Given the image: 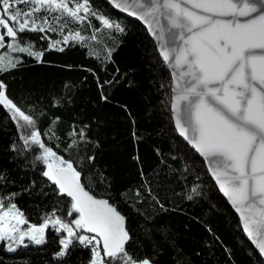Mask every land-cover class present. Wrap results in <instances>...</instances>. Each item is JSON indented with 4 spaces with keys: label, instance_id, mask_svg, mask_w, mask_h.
I'll return each mask as SVG.
<instances>
[{
    "label": "snow or ice",
    "instance_id": "6c2138e0",
    "mask_svg": "<svg viewBox=\"0 0 264 264\" xmlns=\"http://www.w3.org/2000/svg\"><path fill=\"white\" fill-rule=\"evenodd\" d=\"M113 6L138 18L153 40L145 55L159 72L160 79L153 82L161 97V115L167 117L156 135L171 131L175 139L179 133L205 162L206 173L201 175L210 179L197 175L188 192L181 189L185 199L198 206L218 186L239 214L237 228L242 226L262 257L256 264H264V0H0V73L22 67L27 58L45 62L46 49L28 35L38 32L48 49L63 52L80 44L102 68L110 62L116 65L111 78L96 76L102 100L108 101L111 89L121 84L135 87V67L122 71L115 61L129 29L125 21L113 18ZM85 23L90 32L79 26ZM102 31L112 43L93 50L90 42H99ZM63 87L57 93L43 85L30 86L20 99L0 78L3 129L8 130L9 122L15 127L13 138L0 146V246L13 254L0 264H31L29 250L46 253L48 258L40 257L44 264H180L175 252L182 251L181 232L190 229L192 221L205 222L186 209L179 211L188 219L175 224L158 218L177 210V194L160 193L180 170L163 159L159 146L154 147L159 163L150 168L137 150L133 159L141 180L135 199L126 196L128 189L94 194L91 176L107 175L97 166L103 148L99 128L94 130L79 114L66 131L61 128L65 117L57 110L71 111L76 102L73 82ZM128 112L131 116V109ZM131 119L135 126L136 118ZM149 135L138 126L132 132L137 142ZM187 152L177 141L172 155L185 161L184 172L196 164ZM14 170L39 173V178L33 175L18 183ZM25 193L42 197L35 204L41 222H33L19 205ZM125 204L135 206L138 219L133 220ZM206 227L223 249L224 264H239L211 223ZM50 229L57 241L52 250L46 247ZM205 243L207 253L198 249L195 255H204L205 264L209 258L219 264L217 243ZM84 250L88 255L81 258ZM188 264L196 262L189 257Z\"/></svg>",
    "mask_w": 264,
    "mask_h": 264
},
{
    "label": "trees",
    "instance_id": "16d2710c",
    "mask_svg": "<svg viewBox=\"0 0 264 264\" xmlns=\"http://www.w3.org/2000/svg\"><path fill=\"white\" fill-rule=\"evenodd\" d=\"M113 18H119L127 23L129 31L124 37V43L120 44L114 53L115 61L119 64L121 70H127L129 67H135L134 79L138 82L135 87H128L121 84L111 89L110 99L104 101L100 98V92L97 87L96 76L102 79L111 78L115 64L108 63L106 68L101 67L100 61L89 55L88 47L76 44L68 46L63 52L57 49H48L47 42L39 40L41 35L38 32L28 33L33 39L42 45L45 51V62H35L34 58H27L22 67L13 70L11 73H0V78H4L10 85V90L14 96L23 99L22 93L30 86L43 85L45 89H53L57 93H62L64 84L68 81L73 82L75 86V105H70L71 111L59 109L65 120L61 124L63 130H67L74 115L79 114L86 121H90L93 129L99 128L98 135L101 136L103 148L97 156L98 169H103L107 175L103 179L93 174L89 180L91 190L94 194L108 193L112 189L123 192L128 189L126 196L135 199L134 189L139 186L141 177L139 175L138 162L133 159L135 152L138 150L145 160V167L150 168L159 163V158L154 151L155 146H159L164 151L163 159L168 161L175 169L180 171L173 173L171 176L172 183L167 186V191L162 190L161 195L171 196L172 192L177 195L173 198L176 211L169 213H161L158 217L161 220H168L175 224L177 221L187 220L188 217L179 209H186L194 215L201 216L204 223L200 221H192V226L188 230H183L180 236L181 250L175 252V258L180 264H188L189 257L195 260L196 264H205L206 257L204 255L196 256V250L203 249L207 253L206 240L213 239L217 243L216 252L219 258V264H224L223 249L218 242L208 232L206 223H211L212 227L222 238L224 244L228 245L235 254L239 264H256L261 259L259 253L246 238L241 228H237L239 222L238 215L234 212L228 201L218 191V187H214L212 192L206 193L204 199L198 206H193L191 202L185 199L184 192H188L190 186L197 175L206 173V165L203 159L195 150L184 140L178 133H175V139L170 137L173 135L169 131L168 135H156L161 128V123L166 120V116H162L159 109L160 93L157 91V85L153 79H160L159 72L150 67L149 58L145 55L146 49L150 50L153 43L150 35L145 28L136 21L120 15L111 8ZM93 24L99 27V21L93 18ZM85 32L91 31V26L87 23L79 25ZM76 27V25H72ZM55 35V34H52ZM99 42H90V46L95 50H101L112 43V37L107 35L106 31L98 33ZM2 52V51H1ZM52 63H48V62ZM75 65L74 68H66L64 65ZM86 65L87 67H80ZM95 69V72L89 71ZM168 71L165 69V76ZM131 109V116L136 118V125L142 130L146 129L150 135L142 142L132 136L134 125L128 109ZM15 132L14 125L9 122L8 130L3 129V115L0 113V146L7 144L13 138ZM187 148L188 156L196 161L195 166L188 172L183 171L185 161L181 156L177 155L173 158L172 152L175 149L176 142ZM66 156L68 153H64ZM11 167V165H10ZM18 183L28 181L33 175L39 178V173L24 172L18 174L13 171ZM201 179L209 180L208 175H201ZM88 186V185H86ZM208 197H211L209 199ZM42 197L29 196L22 194L18 198L19 205L24 208L27 213H31L30 219L33 222H41L38 215V209L35 207ZM48 199V198H45ZM50 204V199H49ZM125 210L132 216L133 220L139 217L136 214L135 206L131 204L124 205ZM151 212L152 208L149 207ZM183 226L181 225V228ZM49 236L52 237L46 245L48 250H52L56 246V239L52 230H49ZM45 247V246H38ZM249 249L255 255L249 252ZM26 254L33 259L31 264H44L46 253L28 251ZM13 254L4 252L0 246V259L4 256ZM86 250L83 251L82 257L87 256ZM7 264H11L10 261ZM207 264H217L214 259H208Z\"/></svg>",
    "mask_w": 264,
    "mask_h": 264
},
{
    "label": "water",
    "instance_id": "95a60500",
    "mask_svg": "<svg viewBox=\"0 0 264 264\" xmlns=\"http://www.w3.org/2000/svg\"><path fill=\"white\" fill-rule=\"evenodd\" d=\"M113 9L115 10V11H117L120 15H122V16H124V17H126V18H129V19H131V20H133V21H136V22H138L139 24H141L144 28H145V26L143 25V23L141 22V21H139L138 20V18H136V17H132L130 14H128V13H124V12H122L121 10H118V9H115L114 8V6H113ZM179 134V133H178ZM180 136V135H179ZM182 139H184L182 136H180ZM185 140V139H184ZM186 141V140H185ZM187 142V141H186ZM188 143V142H187ZM190 145V144H189ZM191 146V145H190ZM192 147V146H191ZM218 187V186H217ZM222 194V193H221ZM222 196H223V194H222ZM224 197V196H223ZM226 200H227V198L226 197H224ZM228 201V200H227ZM228 203L230 204V202L228 201ZM230 206H231V204H230ZM232 207V206H231ZM232 209L234 210V212L238 215V217H239V214L235 211V209L232 207ZM245 234V233H244ZM245 236H246V234H245ZM246 238H247V236H246ZM248 239V238H247ZM249 240V239H248ZM249 242L252 244V242L249 240ZM252 246L255 248V245L254 244H252ZM256 251L258 252V249H256ZM259 253V252H258ZM262 258V257H261Z\"/></svg>",
    "mask_w": 264,
    "mask_h": 264
},
{
    "label": "rangeland",
    "instance_id": "374dc122",
    "mask_svg": "<svg viewBox=\"0 0 264 264\" xmlns=\"http://www.w3.org/2000/svg\"><path fill=\"white\" fill-rule=\"evenodd\" d=\"M3 51V50H0V52Z\"/></svg>",
    "mask_w": 264,
    "mask_h": 264
}]
</instances>
